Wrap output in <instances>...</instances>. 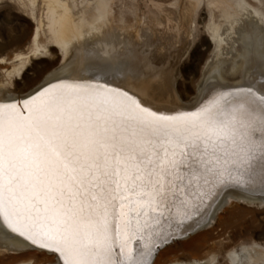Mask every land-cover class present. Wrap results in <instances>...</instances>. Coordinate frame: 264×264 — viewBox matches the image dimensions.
<instances>
[{
  "label": "snow or ice",
  "instance_id": "1",
  "mask_svg": "<svg viewBox=\"0 0 264 264\" xmlns=\"http://www.w3.org/2000/svg\"><path fill=\"white\" fill-rule=\"evenodd\" d=\"M233 187L264 191V83L192 110L88 81L0 102V218L51 264H155Z\"/></svg>",
  "mask_w": 264,
  "mask_h": 264
},
{
  "label": "bare ground",
  "instance_id": "2",
  "mask_svg": "<svg viewBox=\"0 0 264 264\" xmlns=\"http://www.w3.org/2000/svg\"><path fill=\"white\" fill-rule=\"evenodd\" d=\"M42 1L51 39L68 61L40 87L60 81L107 84L135 94L155 109L173 111L192 110L217 92L264 83V0H157L156 5L167 8L169 14L164 20L141 25L136 21L129 24L121 11L116 14V0ZM199 10L205 11L206 18H201ZM199 33L206 38L198 39L195 50L199 43L209 48L210 40L214 47L197 97L190 101L181 80L193 83V74L181 70L177 83L175 75L179 60ZM5 73L9 77L12 71ZM7 91L0 81V102L13 99ZM225 191V197L236 202L264 204V191L259 187L224 189L216 203ZM236 202V209H246ZM212 209L198 225L176 232L173 237L178 239L158 249L155 264H236L241 260L237 247L250 263L264 264V244L253 237L238 242L229 227L227 210L217 216L215 228L204 227ZM6 256H12L13 264H51L52 259L33 250L26 240L4 227L0 218V258Z\"/></svg>",
  "mask_w": 264,
  "mask_h": 264
},
{
  "label": "rangeland",
  "instance_id": "3",
  "mask_svg": "<svg viewBox=\"0 0 264 264\" xmlns=\"http://www.w3.org/2000/svg\"><path fill=\"white\" fill-rule=\"evenodd\" d=\"M76 2L78 3V0ZM156 2L157 0H116L113 10L116 14L120 11L124 13L129 24L132 25L136 21L141 25L156 19L164 20L165 15L169 14L167 8L160 9ZM46 15V5L42 0H0V81L6 84L7 94L13 98H26L30 92L39 88L48 77L60 71L68 61V56H64L60 47L51 39ZM199 15L201 18H206L204 10H199ZM191 25L193 27V24ZM182 27H187L183 20ZM199 36L196 37L195 43L189 47L188 51L182 55L179 64H177L175 75L177 83L181 79V73H179L181 70L188 73L190 71L193 74L191 77L193 83L181 80L183 87H187L189 90L190 101L197 97L205 67L214 47L210 40L209 48L205 44L199 43L198 49L195 50L193 46L197 44L198 39L206 38L202 33H199ZM209 39L207 37V40ZM5 70L12 71L11 76H6ZM226 192L222 194L210 211L207 224L204 227L215 228L217 216L227 210L229 227L236 239L239 240L238 242L253 237L256 242L264 244V204L257 206L248 205L242 201L236 202L231 198H226ZM235 202L243 205V208L246 209H236L233 205ZM235 251L241 259L236 264H252L247 256L243 255L241 247H237ZM11 257L0 258V264L2 262L3 264H13Z\"/></svg>",
  "mask_w": 264,
  "mask_h": 264
}]
</instances>
